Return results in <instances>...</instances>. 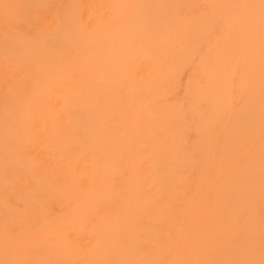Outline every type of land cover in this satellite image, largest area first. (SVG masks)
Masks as SVG:
<instances>
[{
  "label": "bare ground",
  "instance_id": "bare-ground-1",
  "mask_svg": "<svg viewBox=\"0 0 264 264\" xmlns=\"http://www.w3.org/2000/svg\"><path fill=\"white\" fill-rule=\"evenodd\" d=\"M0 264H264V0H0Z\"/></svg>",
  "mask_w": 264,
  "mask_h": 264
}]
</instances>
